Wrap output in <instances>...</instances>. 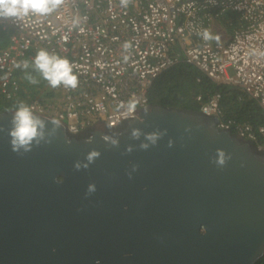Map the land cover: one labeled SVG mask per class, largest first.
Masks as SVG:
<instances>
[{"label":"water","instance_id":"water-1","mask_svg":"<svg viewBox=\"0 0 264 264\" xmlns=\"http://www.w3.org/2000/svg\"><path fill=\"white\" fill-rule=\"evenodd\" d=\"M15 110L0 111V264L264 260V151L215 116L148 104L114 127L72 134L60 121L50 143L21 155L8 136ZM34 114L51 130L55 118ZM218 150L230 157L223 167Z\"/></svg>","mask_w":264,"mask_h":264},{"label":"built area","instance_id":"built-area-1","mask_svg":"<svg viewBox=\"0 0 264 264\" xmlns=\"http://www.w3.org/2000/svg\"><path fill=\"white\" fill-rule=\"evenodd\" d=\"M224 12L237 15L238 25L227 38L206 41L202 33ZM80 18L77 27L74 18ZM8 44L0 49V99L16 97L18 63L41 49L67 58L79 84L58 88L60 106L34 100V113L61 121L72 134L96 121L116 126L134 117L121 108L135 97L137 109L148 105L147 92L160 73L182 63L216 85L241 89L264 113V0H65L55 12L40 17L0 19ZM216 36V32L212 34ZM125 41L132 48L123 49ZM128 56L127 61L124 57ZM219 93L199 111L217 118L216 127L229 130L264 151V127L221 119ZM197 101L200 97L196 98Z\"/></svg>","mask_w":264,"mask_h":264},{"label":"trees","instance_id":"trees-1","mask_svg":"<svg viewBox=\"0 0 264 264\" xmlns=\"http://www.w3.org/2000/svg\"><path fill=\"white\" fill-rule=\"evenodd\" d=\"M219 20L230 33L232 28L238 25L237 15L232 12L222 14L216 22ZM7 35L8 31L0 29V49L7 46ZM32 61H29L28 68L24 69L23 74L25 75L19 76L20 90L16 97L8 101L0 99V111L16 109L21 102L29 105L34 100L39 101L45 107H47L45 104L47 99L57 101L58 106L56 108L60 106L63 93L59 89L51 88L52 93L56 91L61 93V96L55 97L51 92L46 91L45 84L47 81L35 70ZM29 75H32L38 83H30L27 79ZM216 92L220 95L218 106L222 120L240 124L246 123L254 128L264 127L263 111L241 89L230 85H216L193 67L182 63L162 71L148 89L147 98L150 105L175 106L197 111L201 104ZM197 97H200L199 101L196 100ZM256 264H264V260L261 259Z\"/></svg>","mask_w":264,"mask_h":264},{"label":"clouds","instance_id":"clouds-1","mask_svg":"<svg viewBox=\"0 0 264 264\" xmlns=\"http://www.w3.org/2000/svg\"><path fill=\"white\" fill-rule=\"evenodd\" d=\"M64 2L65 0H0V19H22L28 17L30 14L40 17L49 16L64 4ZM129 3L130 0H121V5L123 7H127ZM217 19H214V21H217ZM80 22V18H74L72 26L77 27ZM202 36L206 41L219 40L218 36H213L208 30H204ZM122 47L125 51H128L132 48V44L130 41H125ZM124 59L127 61L128 56H125ZM32 63L34 64L35 70L48 82L51 88H58L61 85L70 89H76L78 87V77L73 73V67L67 58H62L57 54L49 53L47 50L41 49L37 52ZM28 66V61H23L16 65V67H23L24 69H27ZM27 79L32 84L38 83L31 75L27 76ZM138 103V99L133 97L126 104L122 103L121 108L130 115L135 114ZM146 112L147 110H145V113ZM48 122L52 125L51 130H46L45 120L35 115L30 106L21 102L13 112L11 128L8 131L11 150L14 153L22 155L31 152L34 146L38 147L42 142L45 144L50 143V138L53 137L57 129L61 127V123L59 120L55 119H51ZM0 131H3V129L0 128ZM139 136L140 132L138 130H133L132 137L136 139ZM158 136L159 134L153 133L147 135L146 139L155 145ZM102 139L108 141L110 137L105 135L102 136ZM87 142H91V138H89ZM66 143L71 142L66 140ZM111 144L116 146L118 141L111 139ZM148 146V144H141L140 147L142 149H147ZM169 146H171V142ZM127 151H131V148L129 147ZM217 155L218 159L215 163L219 167H223L227 160L230 159V157H226L224 152L220 150H218ZM98 157L99 153L93 150L86 157L88 163L81 164L80 162H76L74 168L76 170H79L81 167L86 168L88 164L92 163ZM94 191L95 186L89 185L88 192L91 193Z\"/></svg>","mask_w":264,"mask_h":264},{"label":"rangeland","instance_id":"rangeland-1","mask_svg":"<svg viewBox=\"0 0 264 264\" xmlns=\"http://www.w3.org/2000/svg\"><path fill=\"white\" fill-rule=\"evenodd\" d=\"M222 24V22L219 20L217 23H216V21H212V24H211V27H212V29H213V32H215L216 30H218L217 28H216V26H218L219 27V25L218 24ZM219 32H221L220 33V35H223L224 37H228L229 36V31L226 29V30H224V32H222V31H219ZM219 35V34H218ZM36 56V55H35ZM24 73V72H23ZM22 75H25V74H22ZM32 76V75H31ZM45 88H46V91H48V92H51V87L49 86V84H48V82L45 84ZM52 93V92H51ZM55 97H59V96H61V93L60 92H58V91H56V92H54V93H52ZM44 100V99H43ZM45 104L46 105H48V104H51L54 108H56L57 106H58V102L57 101H52V100H49V99H47V100H45Z\"/></svg>","mask_w":264,"mask_h":264},{"label":"crops","instance_id":"crops-1","mask_svg":"<svg viewBox=\"0 0 264 264\" xmlns=\"http://www.w3.org/2000/svg\"><path fill=\"white\" fill-rule=\"evenodd\" d=\"M217 23V22H216ZM219 25V27L218 26H216V28L218 29V30H216L215 32H216V36H218L217 35V33L220 35V33L221 32H219V31H222V32H224V30H226L227 28L225 27V25H223V24H218ZM235 28V27H234ZM234 28H232V30L234 29ZM211 32H212V34H214L215 32H213V29L211 30ZM9 33V32H8ZM230 34L231 33H229V36H230ZM8 36V35H7ZM220 39L222 38V37H219ZM35 53H31L29 56H30V58H27L25 61H31V60H34V57H35ZM23 72H24V68L22 69V67H21V69H20V71L18 72V77H17V79H19V76H22L21 74H23ZM48 106H52L51 104H48Z\"/></svg>","mask_w":264,"mask_h":264}]
</instances>
